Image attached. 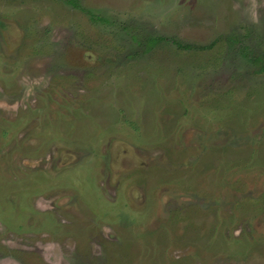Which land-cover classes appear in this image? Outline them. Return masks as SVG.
Here are the masks:
<instances>
[{
	"label": "rangeland",
	"instance_id": "obj_1",
	"mask_svg": "<svg viewBox=\"0 0 264 264\" xmlns=\"http://www.w3.org/2000/svg\"><path fill=\"white\" fill-rule=\"evenodd\" d=\"M0 264H264V0H0Z\"/></svg>",
	"mask_w": 264,
	"mask_h": 264
}]
</instances>
